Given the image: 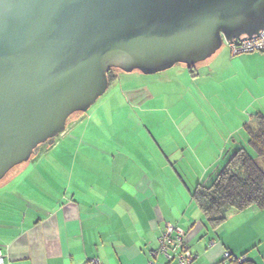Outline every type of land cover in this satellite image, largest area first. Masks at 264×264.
<instances>
[{
  "label": "crops",
  "instance_id": "1",
  "mask_svg": "<svg viewBox=\"0 0 264 264\" xmlns=\"http://www.w3.org/2000/svg\"><path fill=\"white\" fill-rule=\"evenodd\" d=\"M229 58L240 66L233 76L264 90V52ZM137 72L116 73L120 83L116 78L109 85L108 97L69 119L58 138L78 143L70 151L71 164L60 163L68 155L56 138L44 153L53 155L50 163L30 159L0 181L5 264H88L95 257L103 264H177L153 256L167 223L185 229L195 264H235L232 259L243 255L264 264V208L231 210L213 228L193 198L239 147L247 149L248 133L236 139L243 126L227 129L226 120L214 117L179 119L173 134L160 130L165 121L152 115L159 107L150 86L154 75ZM255 101L253 113L264 115V94ZM103 133L106 146L96 147ZM188 137L196 148L170 147L169 140L180 147Z\"/></svg>",
  "mask_w": 264,
  "mask_h": 264
},
{
  "label": "water",
  "instance_id": "2",
  "mask_svg": "<svg viewBox=\"0 0 264 264\" xmlns=\"http://www.w3.org/2000/svg\"><path fill=\"white\" fill-rule=\"evenodd\" d=\"M264 29V0H0V181L110 85L195 66Z\"/></svg>",
  "mask_w": 264,
  "mask_h": 264
},
{
  "label": "rangeland",
  "instance_id": "3",
  "mask_svg": "<svg viewBox=\"0 0 264 264\" xmlns=\"http://www.w3.org/2000/svg\"><path fill=\"white\" fill-rule=\"evenodd\" d=\"M231 55L234 54H232L230 46L224 42L223 46L211 58L193 67H188L183 63H177L167 70L154 73L152 74L154 76H150L153 78L152 82H150V86L157 95L155 105L159 106L152 115L153 117L162 118L163 121H165L160 130L168 132V134H173L175 133L174 124L179 119H210L214 117L218 122H224V120H226L227 129L235 130L237 127L243 126L244 132L239 129L238 133L234 135V138L240 140L242 135L244 136L245 127L254 114L253 108L255 105L253 104L257 105L258 103L256 101L254 102V99L263 95L264 90L254 87L244 77L233 76L234 70L240 68V66L231 63L229 58ZM113 71L123 75V77L128 75L127 73H130L118 69H114ZM137 73L142 72L138 71ZM123 82H127V80H123ZM114 83H120L119 76ZM112 90L110 89L107 95H109ZM104 95L105 93L101 96L104 98L99 97L101 98L100 102L102 99L108 97ZM97 102L90 107L88 110L89 112L100 103L98 102L97 104ZM139 112L140 111H137L136 114H139ZM153 130L156 131L155 126ZM185 132L189 133V131ZM102 137L103 141L101 145H98L101 141L98 143L96 141L94 143L96 147L103 148L106 146L105 141L109 137L106 133H103ZM188 138L189 139H185L184 142H180V147L177 145L176 141L169 140L170 147L174 148L175 146V149H182L185 147L188 151L189 149L192 150V148H196L195 145H197V141H193L190 137ZM58 139L62 141L60 147L63 148L68 155V157L60 163L71 164V156H69V154L71 149L77 148L78 143L63 140L62 138ZM203 141L206 143L209 142L208 140ZM201 142L202 141H200V143ZM81 146L82 145H80L79 148H81ZM48 147H50V145L42 146V150L31 157V163H50L53 159V155H50V152L49 155H44ZM246 147L250 154L256 156L249 146ZM77 163L79 164V162ZM13 171L14 170L11 172L13 173ZM12 173H9L7 177ZM193 174L194 173L191 175Z\"/></svg>",
  "mask_w": 264,
  "mask_h": 264
},
{
  "label": "trees",
  "instance_id": "4",
  "mask_svg": "<svg viewBox=\"0 0 264 264\" xmlns=\"http://www.w3.org/2000/svg\"><path fill=\"white\" fill-rule=\"evenodd\" d=\"M113 70L108 73L110 84L117 78ZM245 129L249 147L256 156L243 147L237 149L214 180L209 185H199L193 193L194 201L213 228L224 224L231 210L241 211L250 206L264 208V115L254 113ZM232 261L255 264L248 258Z\"/></svg>",
  "mask_w": 264,
  "mask_h": 264
},
{
  "label": "built area",
  "instance_id": "5",
  "mask_svg": "<svg viewBox=\"0 0 264 264\" xmlns=\"http://www.w3.org/2000/svg\"><path fill=\"white\" fill-rule=\"evenodd\" d=\"M231 48L234 55L248 52L261 51L264 52V29L259 35L250 38L245 35L234 41H225ZM163 255L167 261L177 264H195L197 255L192 252L187 241L186 231L181 226L174 223H167L164 227L162 235L159 237V248L153 253V256ZM224 256L231 258L232 254L226 251ZM246 256L239 257V261L246 260ZM0 264H5L4 251L0 248ZM88 264H103L97 257L88 261ZM149 264H154V260Z\"/></svg>",
  "mask_w": 264,
  "mask_h": 264
}]
</instances>
